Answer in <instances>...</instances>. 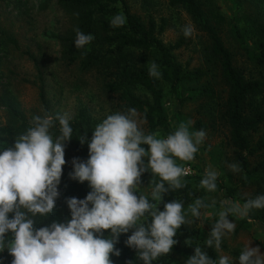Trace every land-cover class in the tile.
Instances as JSON below:
<instances>
[{
  "label": "rangeland",
  "instance_id": "1",
  "mask_svg": "<svg viewBox=\"0 0 264 264\" xmlns=\"http://www.w3.org/2000/svg\"><path fill=\"white\" fill-rule=\"evenodd\" d=\"M198 1L202 8L211 9L221 16L216 26L223 45L230 52L232 64L242 71L245 78L260 80L264 86V66L254 61L253 38L248 31L254 16L253 5L246 0ZM261 2L264 5V0ZM125 4L128 11L142 22L151 18L156 25L160 22L164 24L158 35L163 44L173 43L184 34L186 28L191 29L190 35H184V43L171 50V54L174 62L185 72L197 70L199 76L181 80L174 89L167 82L156 78L162 94L165 129L149 132L137 112L135 119L145 134L155 133L161 138L173 133L180 123L189 121L192 122L190 132L203 130L206 133L193 161H177L191 170L190 175L182 177L189 183V201L184 207L186 219L193 221L185 224L191 233L189 239L193 243L205 242L212 224L218 219L219 211L229 206L224 202H239L243 205L251 197L257 182L264 187V176L257 174L263 176L262 179L253 177V174L252 177H246L243 170L233 172L229 167L236 163L237 150L227 141L228 130L221 116L227 87L219 77L218 64L208 55L209 41L206 35L195 27L181 7L171 4L170 0H125ZM77 14L76 8H68L58 0H0V125L15 127L19 119L31 125L35 116L50 115L54 118L51 134L55 140L60 134L59 122L55 118L66 114L72 120L79 106L87 108L93 131L108 115L123 113L118 107L116 94L103 88L100 74L93 68L81 69L78 59L68 65L61 56L63 38L74 37L71 32ZM115 15L112 13L107 19L111 21ZM232 30L239 31L240 40L233 35ZM130 58H141L148 68L151 63L158 66L147 51L133 50ZM134 91L147 96L140 87ZM261 136H264V121L255 132L249 134V139L253 144ZM17 137H0V151L12 147ZM64 158L65 161L70 160L66 153ZM247 162L250 167L254 162L253 157H247ZM207 168L219 174L214 192L200 187ZM151 179L150 172L143 173L137 195L151 197ZM87 190L86 185L70 186L62 173L58 185L60 196L52 212L41 217L43 225L67 223L71 214L66 200L72 197L84 199ZM196 198H201L209 205L200 209L201 216L198 219L188 212V205ZM228 219L234 221L236 228L233 233L222 238L219 251L212 247L216 261L220 256L227 255L232 258L233 264H239L238 256L250 242L249 247H259L260 253L264 255V222L238 216H229ZM7 253V249L0 252L2 256Z\"/></svg>",
  "mask_w": 264,
  "mask_h": 264
},
{
  "label": "clouds",
  "instance_id": "2",
  "mask_svg": "<svg viewBox=\"0 0 264 264\" xmlns=\"http://www.w3.org/2000/svg\"><path fill=\"white\" fill-rule=\"evenodd\" d=\"M125 23L122 14L111 19L113 27ZM74 31V44L78 49L94 39L79 28ZM190 34L191 29L186 28L184 35ZM148 71L154 78L161 75L155 63L150 64ZM135 116V109H129L127 114L108 115L92 132L88 159L81 162L73 158L71 161L69 178L79 183L87 182L91 191L84 199L66 200L71 214L67 223L34 227L35 218L48 216L60 196L58 185L66 163L65 146L73 133L70 117L65 114L55 118L60 134L53 140L54 118L37 115L31 126L15 138L12 147L0 151V252L7 249L12 257L11 264H112L110 257L121 254L115 248L119 236L130 230L125 244L139 253L144 264H151L172 251L177 243L174 239L177 230L193 221L186 219L180 201L164 203L163 211L158 206L170 190L185 186L182 177L186 169L177 161H193L206 133L203 130L190 132L192 122L189 121L180 123L173 133L161 138L159 134H145ZM78 140L83 145L86 135H79ZM229 167L233 172L241 170L236 163ZM145 172L152 175L151 199L154 203L149 202L146 195L136 194ZM218 175L217 171L207 168L200 187L208 192L216 191ZM155 177L159 182H155ZM224 203L229 206L219 211L205 241L207 247L218 251L222 238L236 228L228 217L245 218L252 209H264V195L247 199L243 205L231 201ZM207 207L209 205L201 198H196L188 205V212L198 219L200 209ZM148 217L150 222H146ZM105 232H108L107 237ZM7 234L10 239H6ZM250 243L240 252L239 264H264L259 247H249ZM185 264H233V260L222 255L218 262L214 261L197 246Z\"/></svg>",
  "mask_w": 264,
  "mask_h": 264
},
{
  "label": "trees",
  "instance_id": "3",
  "mask_svg": "<svg viewBox=\"0 0 264 264\" xmlns=\"http://www.w3.org/2000/svg\"><path fill=\"white\" fill-rule=\"evenodd\" d=\"M253 5L254 16L251 21L249 33L253 38V58L257 65L264 66V5L261 0H246ZM68 8L78 10L75 25L72 30L71 39L65 37L61 41L63 57L66 64L71 65L78 59L81 69H94L103 77V88L113 92L117 96L118 107L121 112L127 113L129 109H135L139 117L145 122L147 130L152 132L158 128H166V117L162 108V94L156 78L149 76V68L139 58L133 60L130 54L133 50L149 52L156 60L160 79L167 82L172 89L183 79L198 77L199 72H185L181 66L174 62L171 50L180 47L184 43V34L171 44H163L158 35L162 32L164 24L158 25L148 18L142 22L140 18L128 11L125 0H58ZM173 5L181 7L191 19L195 27L204 33L209 41L208 55L218 64L219 77L226 85V96L222 102L221 116L226 123L228 143L237 150L235 162L246 174V177L264 176V136L259 137L252 144L249 134L255 132L257 127L264 121V86L257 79H247L242 71L231 62L230 52L225 48L218 34V26L221 16L211 9L202 8L198 0H170ZM112 13L122 14L126 23L120 27H113L107 19ZM115 15V16H116ZM79 28L85 34H91L94 39L83 48H76L74 41L76 33L74 29ZM233 35L240 38L239 31L232 30ZM13 42V41H12ZM85 55H81V53ZM140 87L147 96H141L134 90ZM42 102V94L39 92ZM87 108L79 106L75 116L69 121L73 129L72 139L66 142L65 153L70 156L63 166L64 179L72 187H83L86 185V195L91 191L87 182L79 183L69 178L72 171L71 161L79 158L81 162L88 159V141L91 140L93 128ZM31 125L25 120L19 119L15 127L0 125V137L10 138L21 135ZM79 135H86V142L81 145ZM145 149L147 146L144 145ZM247 157H253L254 162L250 167ZM251 173V175H250ZM260 176L259 179H262ZM155 182L159 178L155 177ZM185 186L181 189L170 190L163 197V202L158 206L163 211V204L172 200L180 201L184 207L189 201V183L182 179ZM152 188L154 183L151 184ZM167 187V184L165 185ZM264 195V187L257 186L249 199ZM149 202L154 203L151 197ZM12 214H9L11 218ZM247 218H256L264 222V209H252ZM148 217L146 222H150ZM35 228L44 227L41 217L35 218ZM190 231L186 225L177 230L174 237L177 243L167 256H161L152 261L151 264H185L186 260L194 254V248L199 246L214 261L216 254L205 242L193 243L190 241ZM131 235L121 234L115 248L120 250V256H111L112 264H144L139 258V253L126 246L125 241ZM108 236V232L104 233ZM10 239V234L6 239ZM184 240H187L186 242ZM12 257L7 253L0 254V264H11Z\"/></svg>",
  "mask_w": 264,
  "mask_h": 264
},
{
  "label": "built area",
  "instance_id": "4",
  "mask_svg": "<svg viewBox=\"0 0 264 264\" xmlns=\"http://www.w3.org/2000/svg\"><path fill=\"white\" fill-rule=\"evenodd\" d=\"M183 167L186 169V175H190L191 170H190L189 166H183Z\"/></svg>",
  "mask_w": 264,
  "mask_h": 264
}]
</instances>
